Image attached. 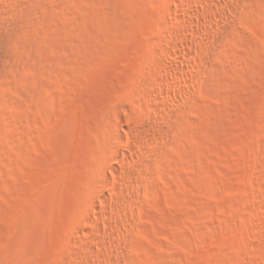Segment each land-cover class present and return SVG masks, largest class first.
I'll return each instance as SVG.
<instances>
[{
	"label": "rangeland",
	"instance_id": "obj_1",
	"mask_svg": "<svg viewBox=\"0 0 264 264\" xmlns=\"http://www.w3.org/2000/svg\"><path fill=\"white\" fill-rule=\"evenodd\" d=\"M0 264H264V0H0Z\"/></svg>",
	"mask_w": 264,
	"mask_h": 264
}]
</instances>
